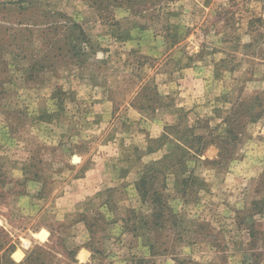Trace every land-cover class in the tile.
<instances>
[{
  "label": "rangeland",
  "instance_id": "1",
  "mask_svg": "<svg viewBox=\"0 0 264 264\" xmlns=\"http://www.w3.org/2000/svg\"><path fill=\"white\" fill-rule=\"evenodd\" d=\"M145 1L0 0V259L264 264V0Z\"/></svg>",
  "mask_w": 264,
  "mask_h": 264
},
{
  "label": "trees",
  "instance_id": "2",
  "mask_svg": "<svg viewBox=\"0 0 264 264\" xmlns=\"http://www.w3.org/2000/svg\"><path fill=\"white\" fill-rule=\"evenodd\" d=\"M108 1H110V0H108ZM112 1L114 2V4H113L114 6L119 7L122 4L123 5H129V7L131 9H135L136 11L138 10V7H139V5H137L138 2H147L145 0H112ZM93 2L96 3L97 0H93ZM73 27H75V29L78 28V32H79L78 35H80L81 39L83 40V31L81 30V28L77 24H74ZM73 47H75V45ZM258 117H259V114H255V115H253L251 120L252 121L256 120ZM226 132H227V134L230 133L231 129L227 128ZM5 176H6L5 173L2 171V168L0 167V187L5 185V182H4ZM1 196H2V192L0 191V197ZM0 230H2V229L0 228ZM1 248H2V244H0V249ZM14 248H15V243L14 242L9 243V245L4 249L2 258L0 259V264H47L44 262L43 259L42 260L38 259L39 255H37L36 257H33L32 255L34 254V252L27 254V256L25 257V259L23 261L16 262L10 257V254L13 252ZM40 255H42V254H40ZM71 261H75V260L72 258Z\"/></svg>",
  "mask_w": 264,
  "mask_h": 264
},
{
  "label": "crops",
  "instance_id": "3",
  "mask_svg": "<svg viewBox=\"0 0 264 264\" xmlns=\"http://www.w3.org/2000/svg\"><path fill=\"white\" fill-rule=\"evenodd\" d=\"M42 229H39L37 230V232L35 233H39ZM35 236V235H34ZM49 236V232H47L46 236H45V240L46 238ZM37 238V237H36ZM40 240V239H38ZM43 241V240H42ZM29 242V241H28ZM26 242V243H28ZM21 252H22V257L20 258V260H23V258L25 257V252L22 251L21 249H19ZM14 252V251H13ZM89 256H90V253L85 249V248H82L80 247L79 249H77L76 251V259L79 261V262H85V261H88L89 259ZM15 260V259H14ZM20 260H15V261H20Z\"/></svg>",
  "mask_w": 264,
  "mask_h": 264
}]
</instances>
